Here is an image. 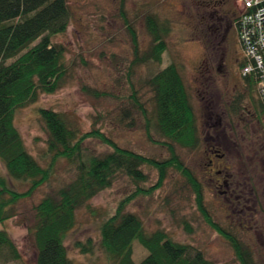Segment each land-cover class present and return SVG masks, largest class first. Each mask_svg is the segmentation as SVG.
<instances>
[{
  "label": "rangeland",
  "instance_id": "obj_1",
  "mask_svg": "<svg viewBox=\"0 0 264 264\" xmlns=\"http://www.w3.org/2000/svg\"><path fill=\"white\" fill-rule=\"evenodd\" d=\"M237 1L68 0L69 25L54 38L66 51L67 83L16 110L14 124L28 152L42 165L49 161L48 135L39 119V108L63 113L80 133L96 129L120 148L164 160L169 157L167 148L147 140L139 115L134 128H124L115 119L122 108L129 107L132 86L138 88V81L174 63L190 96L198 137L194 148L175 146L176 153L200 183L203 205L211 220L242 241L256 264H264V151L258 143L259 128L264 129V109L256 91L261 110L257 115L243 79L245 61L238 40ZM123 13L134 28L141 50L150 43L146 16L154 15L169 27L162 62L136 67L129 77L132 41ZM139 92L143 106L149 108L150 94L145 89ZM84 146L93 155L109 150L96 139L86 140ZM215 152L222 157L213 156ZM209 159L215 166L209 165ZM144 171L149 181L143 187H152L157 173L146 167ZM228 174L234 184L227 187L222 180ZM0 177L6 178L1 163ZM68 178V164L60 159L50 182L16 203L14 216L0 224V231L9 233L19 259L0 264H36L34 207ZM6 179L9 186L26 189V185ZM132 191L133 186L119 180L77 211L74 228L65 241L74 264H108L99 248V224ZM127 211L141 219L147 232L163 230L177 242L201 250L210 264H240L227 240L200 213L191 186L174 170L167 172L160 188L130 202ZM87 240L93 244L92 251L82 254L76 243ZM132 255L139 262L146 251L134 242Z\"/></svg>",
  "mask_w": 264,
  "mask_h": 264
},
{
  "label": "trees",
  "instance_id": "obj_2",
  "mask_svg": "<svg viewBox=\"0 0 264 264\" xmlns=\"http://www.w3.org/2000/svg\"><path fill=\"white\" fill-rule=\"evenodd\" d=\"M122 15L132 41V59L127 67L129 77L136 67L162 62L169 27L154 15L146 16L150 43L141 50L134 28L125 14ZM69 21L68 0H0V163L6 178L26 185V189L20 191L0 177V224L14 216L17 202L31 197L38 188L50 182L56 163L63 159L68 164V180L34 207L36 264H74L68 257L65 241L74 228L77 211L87 207L92 198L119 180L133 186V191L119 200L99 224V248L108 264H210L201 250L177 242L163 230L147 232L141 219L127 211L130 202L160 188L167 172L174 170L191 186L200 213L227 240L240 264H256L242 241L211 220L203 205L200 183L176 153L175 146L194 148L198 137L190 96L174 63L138 81V88L132 86L129 107L122 108L115 119L124 128H134L135 117L139 115L147 140L166 147L168 158L156 160L120 148L96 129L80 133L63 113L49 108L38 109L48 135L46 156L49 161L42 165L28 152L14 124V115L16 110L34 103L40 95L52 94L67 83L66 51L54 38L66 31ZM243 79L257 113L255 81L251 75ZM141 89L150 94L149 108L139 99ZM94 94L107 96L99 92ZM89 139L98 140L109 150L90 154L84 146ZM145 167L157 173L156 182L149 188L143 187L149 181ZM134 242L146 251L139 262L133 260ZM92 245L90 240L76 243L82 254L91 252ZM9 259H19V252L9 233L1 230L0 263Z\"/></svg>",
  "mask_w": 264,
  "mask_h": 264
},
{
  "label": "built area",
  "instance_id": "obj_3",
  "mask_svg": "<svg viewBox=\"0 0 264 264\" xmlns=\"http://www.w3.org/2000/svg\"><path fill=\"white\" fill-rule=\"evenodd\" d=\"M238 40L243 47V76L251 75L264 109V0L237 1Z\"/></svg>",
  "mask_w": 264,
  "mask_h": 264
},
{
  "label": "flooded vegetation",
  "instance_id": "obj_4",
  "mask_svg": "<svg viewBox=\"0 0 264 264\" xmlns=\"http://www.w3.org/2000/svg\"><path fill=\"white\" fill-rule=\"evenodd\" d=\"M259 132H260L261 136H259V137H260V142L258 141V143H259V145H260L261 150L264 151V129L260 127V128H259ZM213 156H215V157H217V158H221V157H222V155L218 154L217 152H215ZM208 162H209V165H210V166H215V165H214V160H213V159H209ZM216 166H217V165H216ZM226 169H228V168H226ZM218 173H219V172H218ZM228 181H229V182H228ZM222 184L225 185V186H227V187L229 186V184H231V185L234 184V182H230L229 174H228L227 179H223V180H222ZM219 185H221V183H220Z\"/></svg>",
  "mask_w": 264,
  "mask_h": 264
}]
</instances>
